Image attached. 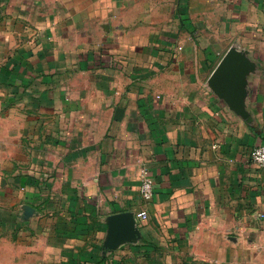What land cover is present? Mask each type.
<instances>
[{
    "label": "crops",
    "instance_id": "crops-1",
    "mask_svg": "<svg viewBox=\"0 0 264 264\" xmlns=\"http://www.w3.org/2000/svg\"><path fill=\"white\" fill-rule=\"evenodd\" d=\"M234 43L252 125L206 86ZM260 144L264 0H0V264H264Z\"/></svg>",
    "mask_w": 264,
    "mask_h": 264
},
{
    "label": "water",
    "instance_id": "water-1",
    "mask_svg": "<svg viewBox=\"0 0 264 264\" xmlns=\"http://www.w3.org/2000/svg\"><path fill=\"white\" fill-rule=\"evenodd\" d=\"M260 70L259 62L251 57L247 48L231 44L208 76L206 86L230 111L252 125L254 117L249 110L251 80ZM111 219L116 224L110 236L111 245L115 247L123 241H130L133 230L131 214L122 212Z\"/></svg>",
    "mask_w": 264,
    "mask_h": 264
},
{
    "label": "built area",
    "instance_id": "built-area-1",
    "mask_svg": "<svg viewBox=\"0 0 264 264\" xmlns=\"http://www.w3.org/2000/svg\"><path fill=\"white\" fill-rule=\"evenodd\" d=\"M250 158L254 164L261 168H264V144L253 147L250 153ZM139 180L141 198L145 201H148L153 197L154 182L150 171L146 166L140 167ZM136 215L141 219H146L148 216L145 210H141Z\"/></svg>",
    "mask_w": 264,
    "mask_h": 264
},
{
    "label": "rangeland",
    "instance_id": "rangeland-1",
    "mask_svg": "<svg viewBox=\"0 0 264 264\" xmlns=\"http://www.w3.org/2000/svg\"><path fill=\"white\" fill-rule=\"evenodd\" d=\"M235 45H238V44H236V43H234ZM238 46H240V45H238ZM241 47H243V46H241Z\"/></svg>",
    "mask_w": 264,
    "mask_h": 264
}]
</instances>
